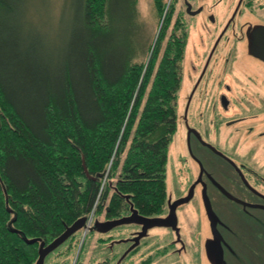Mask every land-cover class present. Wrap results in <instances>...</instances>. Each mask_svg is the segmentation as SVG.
I'll use <instances>...</instances> for the list:
<instances>
[{"label": "trees", "instance_id": "16d2710c", "mask_svg": "<svg viewBox=\"0 0 264 264\" xmlns=\"http://www.w3.org/2000/svg\"><path fill=\"white\" fill-rule=\"evenodd\" d=\"M28 5L0 0V264H35L41 241L94 212L117 223L163 213L178 129L187 32L162 50L170 12L138 63L136 0H73L61 46L30 28Z\"/></svg>", "mask_w": 264, "mask_h": 264}, {"label": "rangeland", "instance_id": "374dc122", "mask_svg": "<svg viewBox=\"0 0 264 264\" xmlns=\"http://www.w3.org/2000/svg\"><path fill=\"white\" fill-rule=\"evenodd\" d=\"M187 1L200 13L188 14L184 0H163L162 13L155 0H136L140 35L134 62L148 61L169 12L171 23L162 50L178 27L187 32L178 129L168 147L164 212L151 221L132 217L121 223L94 212L87 226L48 256L45 264H264V256H252L254 247L242 244L243 229L252 231L256 225L257 232L248 240L254 239L253 244L264 229L253 209L240 203L247 192L237 174L243 167L225 157L255 156L246 164L257 176L246 175V179L264 195V115L261 124L257 119L230 124L246 106L237 99L240 95L248 94L254 104L251 93L264 92V63L250 53L254 30L264 26V0ZM28 2L30 28L47 44L61 46L73 22V0ZM217 43V59L212 58L203 74ZM225 84L232 92L227 95L230 110L224 114L221 98H201L199 93L225 92ZM110 182L113 191L115 180Z\"/></svg>", "mask_w": 264, "mask_h": 264}, {"label": "flooded vegetation", "instance_id": "af4514ba", "mask_svg": "<svg viewBox=\"0 0 264 264\" xmlns=\"http://www.w3.org/2000/svg\"><path fill=\"white\" fill-rule=\"evenodd\" d=\"M184 3H185V6H186V11H187V4H190V3L187 0H184ZM260 28H264V26L257 27L254 30V32L252 34V41L254 39V34ZM251 46H252V42H251ZM251 46H250V51H251ZM218 47H219L218 43L215 44V46L213 47L211 53L208 55L207 65L204 68L205 70L203 71V74L205 73L206 68L208 67L210 62H212V60H213L212 58L216 57V59H217ZM250 53L255 59L259 60L260 62H263L260 59H258L257 57H255L252 54V52H250ZM227 60H228V57L226 58V61ZM225 63L227 64V62H225ZM200 77H202V76H200ZM200 81H201V78L198 80L195 88L191 92V97H194L196 95V91H197V88H198V86L200 84ZM222 88H223V90L225 92H219L218 91L215 94L200 92L199 95H200L201 98H204V97L208 98L207 96H210L211 98H213V97L221 98L223 100V104H224V108H225V110L223 112L225 114V113H228V110H230V108H229L230 107V102L228 100L227 95L231 94L232 88H231V86H229V84L223 85ZM259 93L260 92H257V93H254V94L251 93V95H250V97H254V98H251V99H254L256 101V103H254V104L252 102H250V99L246 98V96L248 94L244 93L243 95H240L237 98L240 101L244 100V104H246V106H244L242 104L245 108H243L242 111H239L237 114L234 115L236 117H234L233 119L230 120V124H241L242 125L243 123H246L250 119L251 120H254V119L256 120L257 119L258 120V124H261V120H262L261 115H264V92H263V94L260 93L261 95ZM236 97H237V95H236ZM199 142L202 143V144H208L207 141H204V140L203 141L199 140ZM225 157L234 166H237L238 164H240V166L243 167V169H240V168L238 169L237 174L240 177V181L245 186L247 192L244 194V196H243L244 198L240 199V203H241L243 208H250V209L252 208L253 209L252 211H254L255 220L257 221V223L259 222L258 224L260 225V227L264 229V203H261V200L262 201L264 200V195H262L259 190H256L255 188H252L250 186V184L248 183L249 181H247V179H246V175H248V176H257L256 172L254 170H252L251 168H249L248 165L246 164V162L248 160L254 159L255 156L247 158L244 155H235L232 158L230 157V159L227 156H225ZM257 211H259L258 212L259 214L256 216V212ZM261 214H263V216H261ZM253 225H255V224H253ZM255 232H257L256 231V225H255V227L253 228L252 231H249L248 229H243L244 239H243L242 244L244 246H246L247 248L250 247V246L254 247L253 248V254H251L252 256H264V253H261V251H260L261 249L264 250V244L261 243L262 239L264 240V234L262 236V232L261 231L259 232L260 233L259 239L254 244H253V240L254 239L248 242L249 238H251V237L253 238V236H254L253 234ZM45 262H46V260H45Z\"/></svg>", "mask_w": 264, "mask_h": 264}, {"label": "water", "instance_id": "95a60500", "mask_svg": "<svg viewBox=\"0 0 264 264\" xmlns=\"http://www.w3.org/2000/svg\"><path fill=\"white\" fill-rule=\"evenodd\" d=\"M187 12L190 15L194 16V15H197L200 12V10L192 11L191 4H187ZM251 52L255 57H257L258 59L264 62V28H260L254 34V39L252 41V46H251ZM151 54H150V57H151ZM89 221H90V218H87V217L80 218L75 223H73L71 226H68L65 229V231L59 237L54 239L51 243L46 244V242L41 241L39 243V249H38L39 256L35 264H45L46 258L52 252H54L56 249L62 246L72 235H74L75 233L83 229L85 226H87V223ZM13 231L17 232V230H13ZM24 240L27 244H35L39 242V239H36V238L28 239L27 237H24Z\"/></svg>", "mask_w": 264, "mask_h": 264}]
</instances>
